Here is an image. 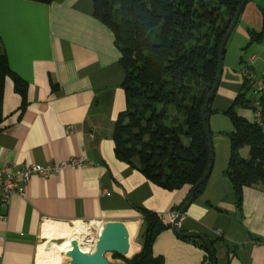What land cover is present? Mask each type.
I'll list each match as a JSON object with an SVG mask.
<instances>
[{
    "label": "crops",
    "instance_id": "0c3cea01",
    "mask_svg": "<svg viewBox=\"0 0 264 264\" xmlns=\"http://www.w3.org/2000/svg\"><path fill=\"white\" fill-rule=\"evenodd\" d=\"M252 32L261 36L252 39ZM0 44L23 82L20 94L12 76L4 81L0 166L70 157L92 163L48 178L33 175L25 196L11 197L0 222V264H36L45 221L119 222L129 236L127 258L138 253L142 211L171 223L169 213L179 211L190 188L164 189L116 156L113 130L126 105L125 73L112 31L93 16V0H0ZM244 68L264 77V0L245 3L226 41L206 115L211 170L178 223L180 231H196L212 242L215 264H264V186H244L238 204L225 173L233 129L226 112L245 90ZM234 110L252 121L250 108ZM239 153L247 158L248 147ZM200 241L183 239L171 227L154 238L152 251L163 264H213Z\"/></svg>",
    "mask_w": 264,
    "mask_h": 264
},
{
    "label": "trees",
    "instance_id": "16d2710c",
    "mask_svg": "<svg viewBox=\"0 0 264 264\" xmlns=\"http://www.w3.org/2000/svg\"><path fill=\"white\" fill-rule=\"evenodd\" d=\"M241 1L93 0V16L112 31L125 73L126 105L113 130L115 154L164 189L191 188L208 168L210 151L201 108L215 82L220 43ZM251 36L258 39L261 33ZM7 76L23 94V82L11 72L0 44V121ZM244 82L245 90L226 112L233 129L228 134L231 154L225 173L238 204L244 186H264V130L234 110L236 105L252 110ZM208 111L209 106L206 115ZM244 146L249 149L247 158L239 153ZM142 214L141 249L124 257L125 264H163V257L153 254L152 243L171 223L152 211ZM199 244L212 262L208 248L202 241Z\"/></svg>",
    "mask_w": 264,
    "mask_h": 264
},
{
    "label": "water",
    "instance_id": "95a60500",
    "mask_svg": "<svg viewBox=\"0 0 264 264\" xmlns=\"http://www.w3.org/2000/svg\"><path fill=\"white\" fill-rule=\"evenodd\" d=\"M247 1L248 0H242L239 3L236 9V12L234 14V17L232 19V22L227 32L222 38V41L219 46V51H218L217 74H216L215 82L211 90L205 97L204 103L201 108V120H202L203 130L206 135L208 146H209V151H210V161H209L208 168L206 172L204 173V175L190 188V192L187 196L186 201L179 209L178 215L176 216V218L171 222V227L173 231L179 237L195 236L199 238L204 243V245L208 248L210 254L212 255L213 264H215V259L213 256V250L211 248V244L209 240L204 235L196 231H186V232L180 231L178 223L182 215L184 214L188 204L192 201L196 189L207 180L210 170H211L212 145H211L210 130L206 122V109L215 91L217 90V87H218V84L221 78L223 51L225 48L226 41L228 37L230 36L231 32L233 31L238 21L241 10ZM51 245L52 244L47 245V248L51 247ZM129 249H130V241H129V236H128L126 228L121 223L116 222V221H104L100 227V230L98 232V236H97V239H96V242L93 248L89 250H82L79 247L77 241L72 240L71 248L66 252V256L70 258V261L68 264H113L106 257L107 253H115V254H118L120 256L127 258Z\"/></svg>",
    "mask_w": 264,
    "mask_h": 264
},
{
    "label": "built area",
    "instance_id": "2783aa9c",
    "mask_svg": "<svg viewBox=\"0 0 264 264\" xmlns=\"http://www.w3.org/2000/svg\"><path fill=\"white\" fill-rule=\"evenodd\" d=\"M243 75L252 99V122L264 130V101H262V98H264V77L256 75L248 68L243 69ZM91 164L85 157H70L57 163L0 166V222L5 221L7 218L5 209L8 207L11 197L13 195L25 196V186L33 175L48 178L56 175L64 168H82ZM177 215L178 212L169 213L170 222ZM103 222L101 219L80 221L89 229V234L82 241L87 246L86 250L94 247ZM216 233L221 234L220 230H216Z\"/></svg>",
    "mask_w": 264,
    "mask_h": 264
},
{
    "label": "bare ground",
    "instance_id": "6f19581e",
    "mask_svg": "<svg viewBox=\"0 0 264 264\" xmlns=\"http://www.w3.org/2000/svg\"><path fill=\"white\" fill-rule=\"evenodd\" d=\"M88 234L89 229L84 224L78 222L70 225L69 223L57 221H45L41 228V238L43 241L37 247L39 256L36 257L35 263L60 264L63 260L61 254H66L71 248L72 240H76L79 247L82 250H86L87 246L82 241L86 239L85 237ZM47 242H52L51 247L47 248ZM67 259H69V263L70 258L68 257Z\"/></svg>",
    "mask_w": 264,
    "mask_h": 264
},
{
    "label": "rangeland",
    "instance_id": "374dc122",
    "mask_svg": "<svg viewBox=\"0 0 264 264\" xmlns=\"http://www.w3.org/2000/svg\"><path fill=\"white\" fill-rule=\"evenodd\" d=\"M75 222H78L80 223V221H75ZM75 222H70L69 224L70 225H73L75 224ZM86 226V225H85ZM130 255V254H127V256ZM61 257H63V260L61 261L60 264H67L68 263V260L67 259L68 257H66V254H61ZM106 257L109 259V261L111 262H118V261H124V257L123 256H120L118 254H115V253H107L106 254ZM130 258V257H129ZM62 259V258H61ZM125 263V261H124Z\"/></svg>",
    "mask_w": 264,
    "mask_h": 264
}]
</instances>
